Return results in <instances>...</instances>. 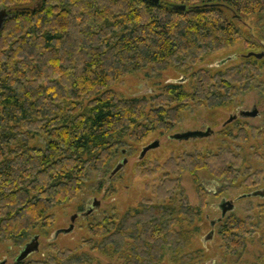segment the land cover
Masks as SVG:
<instances>
[{"label": "trees", "instance_id": "trees-1", "mask_svg": "<svg viewBox=\"0 0 264 264\" xmlns=\"http://www.w3.org/2000/svg\"><path fill=\"white\" fill-rule=\"evenodd\" d=\"M158 1L0 0V10L10 13L0 33V241L21 240L48 223L49 213L76 199L92 174L107 172L118 140L141 143L172 130L190 104L224 107L264 81V58L246 55L226 72H197L192 93L175 83L150 100L112 91L125 76L163 72L172 62L191 69L240 42L244 19L264 16V0ZM37 138L44 148L32 146ZM208 162L217 178L229 179V164L239 166L240 158L194 155L172 166ZM163 181V199L180 193L177 180ZM178 211L140 205L92 225L91 235L104 240L88 246L105 256L127 251L126 264H160L167 252L178 254L191 242L192 234L178 228L196 212L185 198ZM246 227L234 217L225 223L222 234L234 254L246 247ZM91 263L90 256L58 251L19 264Z\"/></svg>", "mask_w": 264, "mask_h": 264}, {"label": "rangeland", "instance_id": "rangeland-1", "mask_svg": "<svg viewBox=\"0 0 264 264\" xmlns=\"http://www.w3.org/2000/svg\"><path fill=\"white\" fill-rule=\"evenodd\" d=\"M40 1L34 0V4ZM239 24L242 33L240 42L229 49L207 55L195 67L182 68L172 62L163 72L147 69L125 76L111 90L125 98L150 100L168 84L175 83L181 84L185 92L192 93L196 86L194 75L200 70H208L216 75L239 66L243 56L264 53V16L244 19ZM253 108L259 111L257 118L238 117L227 125L232 117L243 111H252ZM205 128L211 129L214 134L209 138L187 142L171 141L168 138ZM157 141L160 142V147L150 151L141 160L143 150ZM118 142V151L107 172L92 174L76 199L55 207L49 213L48 223L40 224L21 240L0 241V264H14L22 248L35 236L39 237V251L30 256L27 262L43 261L58 251H71L90 256L91 264H126L127 251L116 256H105L99 251H92L88 243L93 241L99 245L104 238H94L90 232L91 226L103 224L113 216L121 219L130 210L148 203L172 207L178 213L179 203L183 198L189 201L196 213L192 223L183 219L178 230L190 232L191 242L178 254L167 252L160 264H186L182 258L190 255L191 259L187 264H264V198L243 197L256 191H264L263 80L256 82L249 91L240 92L231 104L224 107L211 109L206 105L190 104L170 131L153 132L141 143H133L128 137ZM32 146L44 148L45 142L37 138ZM123 151H126L125 155L122 154ZM227 152L240 158L239 166L229 164L232 171L229 179L217 178V168L210 162L202 164L201 168L197 165L184 169L176 167L188 156L207 157ZM124 159L127 164L112 175ZM173 161L176 166H172ZM259 174L262 178L259 185L255 186L257 183H252V179ZM166 177L179 182L182 195L178 193L171 200L163 199L160 188ZM94 200L100 202V207L88 217H82ZM223 201L234 202L235 210L221 222L219 205ZM75 216L79 217L74 224V231L55 239V233L68 229ZM231 217L247 223L249 232L246 247L238 254L227 248V241L222 234L227 219Z\"/></svg>", "mask_w": 264, "mask_h": 264}, {"label": "water", "instance_id": "water-1", "mask_svg": "<svg viewBox=\"0 0 264 264\" xmlns=\"http://www.w3.org/2000/svg\"><path fill=\"white\" fill-rule=\"evenodd\" d=\"M154 1L156 3H159L158 0H151ZM186 8H183L182 11H185ZM9 11L3 9L0 10V33L5 25V22L9 19ZM246 58H256V59H263L264 58V53L261 54H256V53H250L246 56ZM235 59V58H234ZM259 116V112L256 109H253L252 111H243L241 113V117L243 118H257ZM236 120L235 117H232L229 122L227 123V125L231 124L232 122H234ZM214 134V132L211 129H207L205 132L202 131H194V132H183V133H179V134H175L173 136H169V140L171 141H177V142H187L190 140H197V139H203V138H209ZM160 147V142H155L154 144H152L151 146L147 147L146 149L143 150L140 159L142 160L143 158L146 157V155L152 151V150H156ZM123 155L126 154V151L122 152ZM127 164V160L124 159L115 169L114 173L112 175L117 174L120 170H122V168ZM244 198H250V197H262L264 198V191H256L253 192L251 194H247L245 196H243ZM100 207V202H98L97 200L93 201V204L91 205V207L88 209V211L82 215V217H88L89 215H91L93 213V211L95 209H98ZM219 209L221 211V222L226 219L227 215L229 213H232L235 210V204L232 201H223L222 204L219 205ZM79 216H75L72 218L71 220V225L68 229L66 230H60L57 231L55 233V239L58 238L60 235L65 234L68 235L70 233H72L74 231V224L76 222V220L78 219ZM212 226H215V223H212ZM208 240L210 238H207ZM39 237L35 236L33 238V240L26 244L22 250L19 253V256L14 260V264H19L22 262H25L28 260V258L30 256H32L33 254H36L39 251ZM1 264H7L6 262H2Z\"/></svg>", "mask_w": 264, "mask_h": 264}, {"label": "flooded vegetation", "instance_id": "flooded-vegetation-1", "mask_svg": "<svg viewBox=\"0 0 264 264\" xmlns=\"http://www.w3.org/2000/svg\"><path fill=\"white\" fill-rule=\"evenodd\" d=\"M253 109H255V108H253ZM258 112H259V111H258ZM241 113H242V112H240L238 116H234V117L236 118V120L238 119V117H241ZM241 118H243V117H241ZM206 130H207V128H205V129H200L199 131L205 132Z\"/></svg>", "mask_w": 264, "mask_h": 264}]
</instances>
